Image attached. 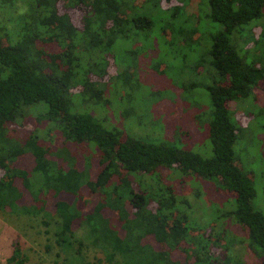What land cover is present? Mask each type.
Segmentation results:
<instances>
[{
	"label": "trees",
	"instance_id": "trees-1",
	"mask_svg": "<svg viewBox=\"0 0 264 264\" xmlns=\"http://www.w3.org/2000/svg\"><path fill=\"white\" fill-rule=\"evenodd\" d=\"M187 1L173 0L167 7L162 4L170 0H3L9 6L20 2L23 11L16 32L0 25V211L55 216L58 264H87L82 251L90 247L101 251L105 264H241L227 253L236 238H224V230L220 236L212 227L225 219L264 258V213L253 201L252 171L237 162L241 126L229 107L242 99L250 102L246 109L254 117L264 112V106L255 108V90L264 81V0H198L197 25L198 18L186 12ZM70 9H81L78 23ZM251 25L259 29L250 37L252 45L239 46L237 33ZM151 34H167L170 42L181 41L183 51L198 52V65L212 74L206 85L211 156L105 127L106 116L94 112L111 105L110 81L113 87L120 78L124 83L132 78L126 64H118L119 47L131 45L127 51L137 55L138 42ZM110 56L116 72L102 81ZM125 107L118 114L127 118L131 112ZM25 117L45 124L43 131L53 134L56 145L36 131L23 140L12 135L9 126ZM87 145L95 164L74 151ZM25 155L29 168L18 161ZM165 169L182 179L213 181L231 195L234 207L213 210L206 226L197 224L193 211L183 207L190 208L188 200L163 181ZM219 249L220 259L212 253ZM181 252L183 258L173 256ZM7 261H27L17 241Z\"/></svg>",
	"mask_w": 264,
	"mask_h": 264
},
{
	"label": "rangeland",
	"instance_id": "rangeland-1",
	"mask_svg": "<svg viewBox=\"0 0 264 264\" xmlns=\"http://www.w3.org/2000/svg\"><path fill=\"white\" fill-rule=\"evenodd\" d=\"M171 1L173 0L162 6H171ZM186 3V12L193 13L198 18L199 13L196 12L198 0H188ZM20 4L17 2L9 6L0 0L1 26L7 27L10 31H17L16 22L23 11ZM58 4V9L65 12L63 3L59 1ZM69 12L73 20L78 23L81 9H70ZM200 21L198 18L196 25ZM255 26L251 25L243 33H237L240 36L237 40L239 46L249 48L252 45L250 37L259 32ZM164 35H166L165 38L155 34L143 36V39L138 42L140 45L137 55L127 51L131 45L119 47L118 64L122 66L126 64L125 70L133 73L130 75L132 78L126 83L121 78L116 80L117 87H115L116 81L113 87L110 81L106 94L111 105L98 107L94 112L102 118L106 116V119L102 121L105 127L116 126L134 137L157 143H172L198 152L202 156H211L209 124L212 104L206 85L212 82V74L207 69L204 70L206 66L198 65L200 58L198 52H185L178 46L182 44L181 41L175 44V40L170 42L169 36ZM108 61V73L102 81H109V77L116 72L112 56L108 58ZM154 66L156 68H153ZM160 70L164 71L159 72ZM93 72L96 73V71ZM255 93V108L258 109L264 106V81L260 83ZM249 104V101L244 102L242 99L234 100L229 104L233 120L241 126L234 149L238 158L237 162L253 173L256 189L253 201L256 208L264 213V112L257 113L254 117V111L249 112L252 109H246L250 108ZM124 106L131 112L127 118L119 115ZM9 127L10 133L21 140L32 131H36L44 136L45 142L56 145L53 134L43 131L45 124L37 123L34 117H25L19 123L11 124ZM74 151L79 156H85L87 160L91 159V162L96 163L95 157H91L93 155L91 146L75 148ZM18 161L27 168L31 167L29 156H19ZM160 173L164 182L174 184L176 192L188 200L190 208H187L186 204H183V207L190 212L192 210V218L203 227L214 216L213 210L225 211L231 204L234 207L231 195L217 189L213 181L193 177L182 179L179 172L170 169L162 170ZM193 190H200V194L196 195ZM65 196L67 199L71 198L69 194ZM94 200L95 196H90L86 208L93 205ZM42 218L47 219L48 225L43 224ZM220 221L211 223L213 229L219 231L220 236L225 233L224 238H236L227 250L231 259L239 260L241 264H264V258L253 254L246 246L245 235L235 223L227 219ZM195 222H193L194 225ZM55 229V216H27L0 211V264H14L9 263L7 258L12 254L13 244L16 241L27 257L25 264H58L62 255L54 241ZM150 241L152 242L153 239ZM46 245L49 247L48 250ZM220 251L221 249L212 253L220 259L222 257ZM82 252L87 264H105L100 250L90 247L84 248ZM173 256L183 258L184 254L174 253Z\"/></svg>",
	"mask_w": 264,
	"mask_h": 264
}]
</instances>
